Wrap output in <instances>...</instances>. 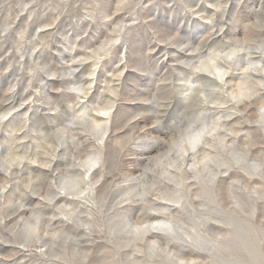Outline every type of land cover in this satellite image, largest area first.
<instances>
[{"label": "rangeland", "instance_id": "obj_1", "mask_svg": "<svg viewBox=\"0 0 264 264\" xmlns=\"http://www.w3.org/2000/svg\"><path fill=\"white\" fill-rule=\"evenodd\" d=\"M262 52L264 0H0V264H264ZM199 60L232 74L213 100L229 102L217 107L227 147L213 148L227 160L215 169L229 172L221 190L194 187L197 212L158 219L172 232L142 239L133 227L149 205L184 202L160 200L146 181L178 188L162 164L183 150L187 129L215 125L194 98L181 100ZM255 92L233 122L232 98ZM107 129L91 163L96 193L85 198L89 152ZM71 191L82 200H60Z\"/></svg>", "mask_w": 264, "mask_h": 264}, {"label": "bare ground", "instance_id": "obj_2", "mask_svg": "<svg viewBox=\"0 0 264 264\" xmlns=\"http://www.w3.org/2000/svg\"><path fill=\"white\" fill-rule=\"evenodd\" d=\"M257 48L261 49L263 47L261 45H259ZM248 49H250V48H248ZM222 51L223 50H221V52ZM237 52H238L237 50H233L230 54L226 55L224 53L225 55L224 56L222 55V60L226 61V62L228 61V63H230L229 59L234 54H237ZM249 55H250L249 53L247 55H242L243 57H246V59H247L245 61V63H250V62H248V58L250 57ZM202 61L199 60L197 62L199 66H195V70L198 71V75L195 76V77H197V79H194V81L192 80L191 84L186 86L183 89V91H181L182 96H183L181 100L184 102V101H187V100L188 101L192 100L194 98V100H196L201 105V106L199 105L200 106V110H202V112H200V114H203V115H210V114L215 115V116H211L214 119L212 123H214L215 125L213 126L212 130L209 131L208 128H207V123L204 122V121H201V124L204 125V126H202L201 129H198V127H191L190 129H187V131L190 130V132H189L190 134H189V136H188V138L186 140L187 144H184L181 147V149H183V150L182 151L175 150L174 154H172V151H171V153L169 154V157H168V158H171V160L169 162H167L165 165L162 164V166H163V168L161 169L162 173L168 175V179H171V180H168L169 182H171L172 180H176L179 183V187L178 188L175 187L174 185H171L170 183H166V182H163V181L157 182L155 184H154V181H152V182L149 181V180L146 181V184L148 183V184H150L152 186L153 185L156 186L155 190L158 191L159 194L162 195L159 198L160 200H163L165 202L166 201H170V202H173V204L174 203L175 204H179L180 200H184V202H181L182 203L181 204V209L179 207H177V205H170V204L163 205L162 203H158V202L157 203L154 202V205L153 204L149 205V207L145 205L151 211H153V213H147L146 212V213L142 214V216H138L137 217V219L139 218V219H142V220L146 221V223L137 221L140 225L136 224V226L133 227L134 233L139 235V238L143 239V237L147 233H150V232H152L153 238L160 237V234H162V232H164V233L165 232H170V231L172 232L174 227L170 226V223L168 221H165V220L164 221H160V220H158L160 217L164 218V216H166V217L168 216V217H170L172 219L175 216H178L180 210H182V209L186 210L185 206H188L189 209L191 208L192 212H197L198 208L196 207V205L194 203V198H193V192L195 191L194 187H196V186L198 187V185L202 184L201 188L198 187L199 189H197V190H204V191L206 190V191H208V189L204 186V184H205L207 186H212V189L214 191H216V190L219 189V182L222 183L227 178L226 174L229 172V168L224 173L220 172V171H217L215 169V168H221L222 166H224L223 165L224 161L227 163V160L224 158V155L222 154L224 148H218L216 151H214L213 148H215V145H216L217 142L221 143L220 145L222 147H227L226 146V142H227L226 137L222 138V136H224V135L219 131V129L227 128V127H229L228 126L229 124L225 123L222 120V117H219V115H217V114H219L217 107H222L223 104H227L229 102L220 103L218 101L217 103H215L213 100H216V98H217V97L215 98L214 95H217L218 97H220L218 95L220 93H217L215 87H217L220 90L224 91V88L227 85V80H228L229 77H231L229 75H232V74H230V72L226 69V67L223 68L222 65L220 64V62H218L217 60H216L217 62L215 64H213L212 66H210V68L208 67L206 69H203L202 68L203 67ZM249 61H251V60H249ZM223 65H225V64L223 63ZM256 65H257L258 69H261L264 66V56L260 57V59L257 60ZM244 74H245V72H244ZM250 76H252V74ZM248 78H250V77H248ZM261 80H263V83H264V76H262ZM207 81H209V82H207ZM250 81H251V79H250ZM206 82H207L206 87H213V88L210 89V90H207L205 93L203 92L201 95H203L204 98H201L200 94H199L200 90H199V88L197 86L200 83L201 84H205ZM240 83H241L240 84L241 85V91H243L242 89H243L244 85H246V83L247 84L249 83V79H247V80L243 79L242 82H240ZM256 94H257V92L253 93L252 95L249 94L250 96L243 97V95H240V96H237L236 98L235 97L232 98V102L233 103H231V105H230L231 107L229 106L228 109H226V110L227 111L234 110L235 112L232 115H228V117H230L231 119L233 118V122H237V118L238 117H237L236 114H237V112H240L238 107L240 105H242L243 103L245 104V102H246V101H244L243 98H247L248 100H250ZM241 97H242V99H241ZM219 100L221 101L222 99L219 98ZM247 102H249V101H247ZM198 103H197V105H198ZM196 108L198 109V107H196ZM197 109H196V112H197ZM215 117H217V118H215ZM260 117L262 119L264 118V110L261 111ZM220 127H222V128H220ZM92 128H94V127H92ZM107 139H108V129L103 133L102 137H100V139L98 140V143H99V141H100V143L97 146L98 147L97 150L94 151V152H91V153L89 152V158L87 159V162H86V164L88 165L89 168H87V169L85 168L84 169L83 178L81 179V183L84 182V183H86L88 185V188L86 190L87 193L84 195L85 198L87 196H90L91 198H93V196L96 193V185L97 184H96V182H94V179L96 178V173H95V169H94L95 166L92 165L91 163L94 162L96 164L100 159H102V157L105 154L102 151H103V149H105L104 147L106 145ZM235 139H234V141H235ZM159 148L160 147H158V149ZM150 150H152V151L155 150L156 151V149L154 147H150ZM233 157H235V156H233ZM153 159H154L153 157H149L147 160L152 161ZM211 163L215 164L216 166H213ZM29 164L28 163H26V164L25 163H20L18 165V168H19V170H22V171L25 170V169L29 170V169H31V166ZM10 170L11 169H8L6 172L11 174L12 171H10ZM40 170H43V169H40ZM73 170L72 171L69 170V171L71 172V174L76 175L77 174V172H76L77 169H73ZM32 171H33V169H32ZM73 175H70L68 177L70 179V184H71V189L70 190L75 189V187H76V185L72 184V182H71V180H74V176ZM236 175L234 174L235 179L232 180V183L230 184L231 187H233V188H235L236 185H237L236 184V181H237ZM150 189H152V188H150ZM219 190H221V189H219ZM52 192L53 191H51V193ZM175 192H176L177 195L175 194ZM217 192H216V195L220 191L218 193ZM233 192L236 193V191H233ZM195 193L198 195V192H195ZM64 195H66V196L65 197H60V200H64L65 201L66 199H64V198H67L69 195H72V198H71L72 200H74L76 197H77V199H78V197H79V199L81 198L80 195H78L76 193H73L72 191H71V194H65L64 193ZM218 195L220 196V193ZM57 196H59V194H57ZM81 200H82V198H81ZM81 200H79V201H81ZM142 201L144 203H146V201H147L148 204H149V201L147 199H143ZM150 202H152V201L150 200ZM186 204H188V205H186ZM153 220H156V221H153ZM152 244H153L152 248L154 250H156L157 248H161L160 245H159L160 243H158V242L157 243L155 242V243H152ZM174 261H176V260H174Z\"/></svg>", "mask_w": 264, "mask_h": 264}]
</instances>
